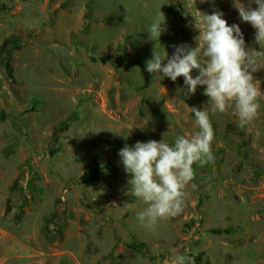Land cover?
<instances>
[{
  "label": "rangeland",
  "instance_id": "374dc122",
  "mask_svg": "<svg viewBox=\"0 0 264 264\" xmlns=\"http://www.w3.org/2000/svg\"><path fill=\"white\" fill-rule=\"evenodd\" d=\"M214 10L259 48L233 0H0V264H264V97L241 124L213 114L203 86L146 70L155 47H196L193 15ZM205 107L215 160L194 165L183 211L149 229L119 152L173 143Z\"/></svg>",
  "mask_w": 264,
  "mask_h": 264
},
{
  "label": "clouds",
  "instance_id": "9594fccd",
  "mask_svg": "<svg viewBox=\"0 0 264 264\" xmlns=\"http://www.w3.org/2000/svg\"><path fill=\"white\" fill-rule=\"evenodd\" d=\"M205 2V0H201ZM214 2V0H213ZM255 4L257 7L253 8ZM241 20L251 24L255 31V44L249 47L239 24L229 25L224 13L196 16L197 46L173 45L175 51L169 58L153 50L146 61V70L154 76L176 81L184 77L187 94H195L198 86L204 87L209 97L211 112L228 113L232 110L241 124L255 120L261 108L264 88L256 74L264 70V0H233ZM165 16L160 13L149 26V38L159 41L166 31ZM164 61H167L164 63ZM193 70L198 75L193 77ZM162 74V75H161ZM196 130L176 137L173 143L163 139L126 145L119 155L125 171L131 177L129 192L145 207L138 212V220L149 229L157 223L179 215L185 205L186 187L195 176L194 165L214 162L212 145L215 132L208 108H191ZM166 264H194L184 255H176Z\"/></svg>",
  "mask_w": 264,
  "mask_h": 264
},
{
  "label": "trees",
  "instance_id": "16d2710c",
  "mask_svg": "<svg viewBox=\"0 0 264 264\" xmlns=\"http://www.w3.org/2000/svg\"><path fill=\"white\" fill-rule=\"evenodd\" d=\"M115 64H117V62H115ZM100 168H101V165L99 163H95L94 176H93V183L94 184H97L101 180Z\"/></svg>",
  "mask_w": 264,
  "mask_h": 264
}]
</instances>
